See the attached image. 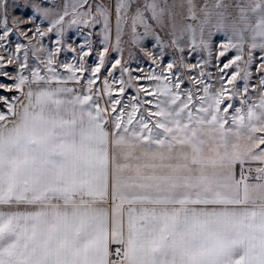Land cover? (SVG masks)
<instances>
[{
    "label": "snow or ice",
    "instance_id": "1",
    "mask_svg": "<svg viewBox=\"0 0 264 264\" xmlns=\"http://www.w3.org/2000/svg\"><path fill=\"white\" fill-rule=\"evenodd\" d=\"M0 264H264V0H0Z\"/></svg>",
    "mask_w": 264,
    "mask_h": 264
}]
</instances>
